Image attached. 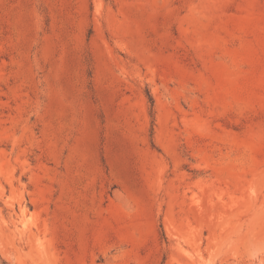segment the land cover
Segmentation results:
<instances>
[{
  "label": "rangeland",
  "instance_id": "1",
  "mask_svg": "<svg viewBox=\"0 0 264 264\" xmlns=\"http://www.w3.org/2000/svg\"><path fill=\"white\" fill-rule=\"evenodd\" d=\"M0 264H264V0H0Z\"/></svg>",
  "mask_w": 264,
  "mask_h": 264
}]
</instances>
